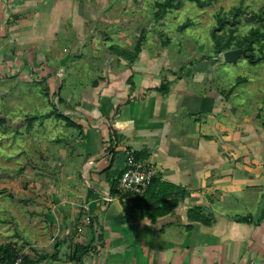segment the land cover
<instances>
[{
	"label": "crops",
	"instance_id": "1",
	"mask_svg": "<svg viewBox=\"0 0 264 264\" xmlns=\"http://www.w3.org/2000/svg\"><path fill=\"white\" fill-rule=\"evenodd\" d=\"M76 9L74 0H0L3 73L20 74L21 80L39 73L51 85L69 79L50 65L56 57L62 65L65 55L77 54L78 46L67 43L77 29L66 25L75 26ZM131 69L120 68L118 75L110 69L93 86L79 87L88 130L83 129L85 183L78 186V214L67 231L62 225L59 234L29 237L17 251L23 264H264V138L256 132L233 137L227 129L242 124V133L243 120L209 114L206 101L194 94L143 91L152 71L141 58ZM201 114L207 118L198 123ZM127 150L152 165L161 181L187 192L173 212L154 222H121L122 204L131 201L120 200L111 187ZM193 207L211 223L189 219Z\"/></svg>",
	"mask_w": 264,
	"mask_h": 264
},
{
	"label": "rangeland",
	"instance_id": "2",
	"mask_svg": "<svg viewBox=\"0 0 264 264\" xmlns=\"http://www.w3.org/2000/svg\"><path fill=\"white\" fill-rule=\"evenodd\" d=\"M163 1L74 0L77 22L66 25L77 29L67 42L78 46L77 54L65 55L62 65L56 57L58 62L50 65L69 79L51 85L37 73L21 80L20 74L8 76L0 66V117L9 120L0 125V248L16 252L31 236L59 234L62 225L67 231L68 221L78 214L76 196L85 183L83 139L88 130L87 115L81 119L78 90L96 84L102 72L130 71L141 58L145 70L152 71L143 91L194 94L206 101L209 114L243 120L242 133V124L227 129L233 137L256 132L264 138V61L251 64L245 56L264 54V15H259L264 0H176L172 8L162 10L157 4ZM236 7L244 14L235 27L216 31L220 44L230 42L217 54L211 32L218 27L219 15L232 18ZM255 28L261 36L249 45L245 39ZM138 40L136 58L122 62L117 50L133 52ZM75 72L83 76L75 79ZM237 77L245 82L228 94ZM127 83L132 84L130 78ZM51 111L67 116L69 122L45 117ZM206 118L201 114L195 119L199 123ZM248 121L252 126L246 128ZM218 136L212 135L219 140Z\"/></svg>",
	"mask_w": 264,
	"mask_h": 264
},
{
	"label": "trees",
	"instance_id": "3",
	"mask_svg": "<svg viewBox=\"0 0 264 264\" xmlns=\"http://www.w3.org/2000/svg\"><path fill=\"white\" fill-rule=\"evenodd\" d=\"M175 1L176 0H164L163 2L157 4V6L160 9L165 10L168 8H172ZM230 14L232 18H228L226 15L222 14L219 15L217 20L218 27L213 29L211 32V37L214 41L215 53L217 54L220 53L224 48L229 47L230 42L226 41L224 44H220L219 36L216 35V31L225 26H227L228 29L235 27L239 23V19L237 18L240 15L244 14V11H242L239 7H236L231 10ZM259 15H264V7L260 9ZM228 32L231 33L232 30H228ZM260 36V29L255 28L251 31L250 35L245 40H247V44L250 45L257 39H259ZM140 42V40L137 41L134 46L133 52L118 49L117 55L126 61H133L136 58L137 54L140 52ZM242 42L243 41H239L238 45H242ZM245 56L251 64H256L260 61H264V54H260L259 56L255 57L253 53L246 52ZM243 82H245L244 78L237 77L234 86L228 90V94H230L236 86ZM52 116L56 117L57 119H62L63 121L69 122V118L67 116H63L57 111H51L45 115V117ZM8 123V119H6L5 117H0V125H6ZM133 156L135 161H142L140 159V155L133 153ZM111 193L118 196V193L116 191V182L112 184ZM186 195L187 192L185 190H182L174 184L161 181L157 176H155L151 180V183L147 187L144 194L139 199L130 200V205H124V203L122 204L124 216L122 217L121 222H134L145 218L154 222L157 218L164 217L173 212L179 206L181 200H183ZM124 197L125 195H121L119 196V199L123 200L125 199ZM187 215L192 221H198L206 225L210 224L212 220L210 217L203 214L202 210L199 207L188 209ZM16 253L17 251L13 252V250L8 246L0 248V262H10Z\"/></svg>",
	"mask_w": 264,
	"mask_h": 264
},
{
	"label": "built area",
	"instance_id": "4",
	"mask_svg": "<svg viewBox=\"0 0 264 264\" xmlns=\"http://www.w3.org/2000/svg\"><path fill=\"white\" fill-rule=\"evenodd\" d=\"M133 153L132 150H127L124 168L116 178L118 197L125 195L127 200L139 199L156 176L155 168L144 161H135ZM23 260V254L17 252L10 262L0 264H23Z\"/></svg>",
	"mask_w": 264,
	"mask_h": 264
}]
</instances>
